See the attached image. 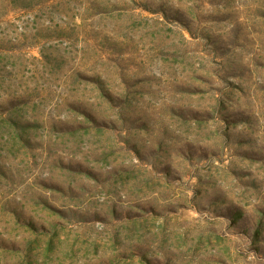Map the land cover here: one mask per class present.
Here are the masks:
<instances>
[{
  "label": "rangeland",
  "instance_id": "obj_1",
  "mask_svg": "<svg viewBox=\"0 0 264 264\" xmlns=\"http://www.w3.org/2000/svg\"><path fill=\"white\" fill-rule=\"evenodd\" d=\"M0 264H264V0H0Z\"/></svg>",
  "mask_w": 264,
  "mask_h": 264
}]
</instances>
